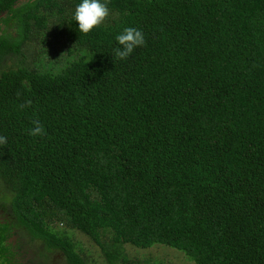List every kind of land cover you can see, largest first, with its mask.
<instances>
[{
  "label": "trees",
  "instance_id": "obj_1",
  "mask_svg": "<svg viewBox=\"0 0 264 264\" xmlns=\"http://www.w3.org/2000/svg\"><path fill=\"white\" fill-rule=\"evenodd\" d=\"M80 2L0 0L14 214L68 264H91L76 231L103 264H175L130 252L154 246L264 264V0H108L87 35ZM125 27L146 44L118 60ZM35 119L45 136L28 135Z\"/></svg>",
  "mask_w": 264,
  "mask_h": 264
},
{
  "label": "flooded vegetation",
  "instance_id": "obj_2",
  "mask_svg": "<svg viewBox=\"0 0 264 264\" xmlns=\"http://www.w3.org/2000/svg\"><path fill=\"white\" fill-rule=\"evenodd\" d=\"M0 188L8 196H0V264H68L62 249L48 244L21 222L14 214L10 192L1 183Z\"/></svg>",
  "mask_w": 264,
  "mask_h": 264
},
{
  "label": "clouds",
  "instance_id": "obj_3",
  "mask_svg": "<svg viewBox=\"0 0 264 264\" xmlns=\"http://www.w3.org/2000/svg\"><path fill=\"white\" fill-rule=\"evenodd\" d=\"M107 3L108 0H103V2L102 0H81L75 7L73 17L78 22L80 33L87 35L105 23L110 15ZM115 39L120 45V47L113 50L114 57L118 60H127L137 47L146 44L144 34L135 27H125ZM30 106L31 100L18 105L21 110ZM32 125L33 127L28 129V135L32 137H43L46 135L45 128L38 119L32 120ZM6 144L7 138L0 136V145Z\"/></svg>",
  "mask_w": 264,
  "mask_h": 264
},
{
  "label": "rangeland",
  "instance_id": "obj_4",
  "mask_svg": "<svg viewBox=\"0 0 264 264\" xmlns=\"http://www.w3.org/2000/svg\"><path fill=\"white\" fill-rule=\"evenodd\" d=\"M20 2H18L19 4ZM0 196L4 197L5 199H8L7 193L5 190H2L0 188ZM10 197V196H9ZM75 237L79 240H81V243L84 245V247L86 248V250L88 251V254L90 255V259H91V264H103V257L100 254V250L99 247H97L86 235H84L81 232H73ZM129 245V244H127ZM131 246V245H129ZM168 248H164V247H160V246H154L150 249H134V248H130V252L137 254L140 258H143L147 255L153 254L155 256H160L161 258H164L165 260H167L168 262H172L174 261L175 264L177 263H181V259H183L181 254H176L175 251L178 252H182L180 250H177L175 248H172L170 246H165ZM170 248V249H169ZM174 250V251H173ZM177 256V258H175L174 256ZM174 255V256H173ZM187 264V263H185Z\"/></svg>",
  "mask_w": 264,
  "mask_h": 264
}]
</instances>
